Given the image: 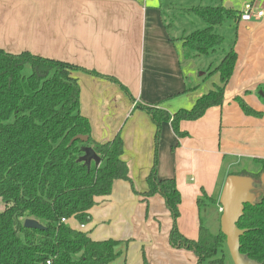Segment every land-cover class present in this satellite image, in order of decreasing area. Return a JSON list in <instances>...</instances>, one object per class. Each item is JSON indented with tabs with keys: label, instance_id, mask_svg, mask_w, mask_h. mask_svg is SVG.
<instances>
[{
	"label": "crops",
	"instance_id": "0c3cea01",
	"mask_svg": "<svg viewBox=\"0 0 264 264\" xmlns=\"http://www.w3.org/2000/svg\"><path fill=\"white\" fill-rule=\"evenodd\" d=\"M202 1L0 0V47L15 53L28 50L120 81L81 70L73 73L81 86V112L91 123L93 138L104 142L122 135L123 157L134 189L144 192L153 165L157 127L149 113L136 104L158 105L173 114L193 107L199 97L221 84L216 73L213 84L203 88L201 76L194 72L200 56L185 54L183 38L201 29L200 21L192 17L196 14L185 7L223 6L226 0H215L216 4ZM248 4L264 8V0H247L241 6ZM224 6L244 10L233 0ZM180 14L187 15L190 23L175 19ZM175 26L177 34L172 33ZM234 32L238 57L223 104L209 108L198 120L182 121L180 129L188 132L183 138L177 137L170 122L162 126L163 139L178 142L176 154L190 162L186 171L178 172L176 164L174 170L164 168L162 177H176L181 195L189 193L194 200L204 189L217 199L218 211L227 176L243 168L253 170L251 160L264 158V103L257 95L259 85L264 84V17L240 19ZM121 85L131 91L135 101ZM238 95L263 112L262 117L246 114L235 100ZM256 165L258 170L260 165ZM221 166L224 173H219ZM235 166L239 169L233 170ZM192 169L196 177L190 178L194 182L190 184L187 176ZM183 197L178 227L185 236L197 239L200 209L198 203V213L195 204L187 209ZM125 211L129 218L124 219ZM90 212L91 223L83 226L75 219L69 223L89 231L95 240H129L118 246L121 255L113 264H197L193 251L170 244L173 221L160 194L145 201L129 182L118 180L112 194L98 198Z\"/></svg>",
	"mask_w": 264,
	"mask_h": 264
},
{
	"label": "trees",
	"instance_id": "16d2710c",
	"mask_svg": "<svg viewBox=\"0 0 264 264\" xmlns=\"http://www.w3.org/2000/svg\"><path fill=\"white\" fill-rule=\"evenodd\" d=\"M185 10L206 24L183 38L185 49L195 56L219 51L226 37L216 31L217 27L229 19L238 23L243 12L224 5L191 6ZM237 57L233 45L210 71L220 74L221 84L199 97L190 109L171 114L158 105L136 104L149 113L157 127L147 190L139 192L134 189L123 157L122 135L118 133L104 142L93 138L91 123L81 112V86L73 73L81 70L121 84L120 81L28 50L15 53L0 47V197L5 203L0 212V264H113L121 255L118 246L129 240H95L89 231L73 228L69 220L75 219L83 226L91 223L90 211L97 199L109 197L118 180L129 182L145 201L156 194L164 198L173 221L169 241L174 248L193 251L197 264H224L225 252H230L221 229L213 233L201 220L197 239L180 231L181 191L176 177L158 176L157 155L163 123L170 122L177 137L183 138L188 132L180 129L182 121L198 120L209 108L223 104ZM121 86L135 101L128 88ZM235 100L246 114L262 117L263 112L253 109L242 96ZM77 135L88 136V142L73 140ZM87 146L96 151L99 163L93 160L88 166L82 160ZM254 162L260 165L258 170L243 168L231 174L255 180L256 201L246 204L238 226L247 229L241 237V252L264 264V158H255ZM202 192L197 200L199 209L207 202L217 204L216 198L204 189ZM26 219L39 221L45 229L25 227Z\"/></svg>",
	"mask_w": 264,
	"mask_h": 264
},
{
	"label": "rangeland",
	"instance_id": "374dc122",
	"mask_svg": "<svg viewBox=\"0 0 264 264\" xmlns=\"http://www.w3.org/2000/svg\"><path fill=\"white\" fill-rule=\"evenodd\" d=\"M233 1L236 4V7L238 9L243 10L245 8V6L244 7H243V5L241 6V3L246 2L247 0H233ZM228 2H232V0H226L224 5H227ZM249 2H251V0H249ZM209 3L216 4V1L215 0H203L202 1V4H209ZM220 4H222V3H220ZM192 17H195L197 21H200V23H201L200 28L201 29L206 26L205 22L198 15H193ZM175 19L185 20L186 24L190 23L189 17H187V15L182 16L180 14V15H177ZM216 31H218V33H220L226 37V42L223 44L221 49L219 51H217L216 53H213L209 56L199 55L200 57H198L196 59V64L198 65V68L196 67L194 72H195V74L199 75V77L201 76L203 88H205V86L209 85V83L214 82V75L216 73L213 72L210 74V71L213 70L220 63V61L222 60V58L226 54V52L229 51L230 48L233 47V45H234L235 23L233 22L232 19H229L224 25L218 26ZM172 33H174V34L179 33V31H177V26L174 27ZM185 54H186V56H189V54H190L189 58H194V57L196 58L198 56V55L195 56L194 52H192V51L189 52L187 49H185ZM209 68H211V69H209ZM30 71H31L30 68L27 69L28 74L30 73ZM205 72H206L205 75H201ZM261 88H264V84L259 85V87H258L259 93L257 95L261 99V101L264 103V94L261 93V91H262ZM162 133H163V131H161V137H160V140L158 143V155H157V157H158V176L161 178H164V177H162L163 176L162 170L164 168L167 169V171H170V168L172 167V170H174V168H175L174 165L176 164L178 172H180L181 169L183 171H186L187 168L188 169L190 168V162H189V160L182 158L180 155L176 154L175 149L177 147H179V145H178L179 143L175 142V141H171V140L166 141L165 139H163ZM155 146H156V143H155ZM154 157H155V153H154L152 162H154ZM251 161H252L253 166L250 168H252L253 170H256L255 169V168H257L256 162H254V160H251ZM241 166H243V165H241ZM237 168L238 167L235 166V167H233V170H238L239 168L238 169ZM215 169H216V167H215ZM221 170L224 173L225 168L222 166L219 167V173H221L220 172ZM213 171H214V169H213ZM191 177H194V178L196 177L195 173L193 172V169H192L191 173H189L187 176V181L190 184L194 183V182H190ZM221 179H222V176L220 177V180ZM212 181H213V177H212ZM183 189H186L185 186H183ZM180 190H181V188H180ZM183 196H185V199H186V202H185L186 208L189 209V207H190L189 205L191 203L195 204V208H196V211L198 213L199 212V210H198L199 206L197 207V200L199 197H202V195H199L197 200H194V198H191V195L189 193H186V192H185V194L182 192V199H184ZM4 208H5V203L2 200V198L0 197V212H2L4 210ZM144 212L146 214L148 213L147 207H145ZM123 213H124V219L129 218V215H127L125 217L126 211ZM200 213H201L200 214L201 220L203 221L204 225L211 232L218 233L221 229L220 220H221V214H222V212L218 211V207L213 203L207 202L206 205L202 206V208L200 209ZM186 220H188V219H186ZM225 253L227 256H226L224 264H234L230 254L227 251ZM212 264H220V263H212Z\"/></svg>",
	"mask_w": 264,
	"mask_h": 264
},
{
	"label": "water",
	"instance_id": "95a60500",
	"mask_svg": "<svg viewBox=\"0 0 264 264\" xmlns=\"http://www.w3.org/2000/svg\"><path fill=\"white\" fill-rule=\"evenodd\" d=\"M227 7V6H226ZM73 140L88 142L86 135H77ZM85 155L82 160L88 166L95 160L100 162V157L92 147L84 148ZM264 179V175H263ZM255 180L247 175L230 174L227 176L220 196L219 204L222 206L221 231L226 236L227 246L234 264H263L250 258L247 253L241 252V237L247 229H241L238 222L244 214L245 206L256 201L253 192ZM25 227L33 229H45L35 219H26Z\"/></svg>",
	"mask_w": 264,
	"mask_h": 264
},
{
	"label": "built area",
	"instance_id": "2783aa9c",
	"mask_svg": "<svg viewBox=\"0 0 264 264\" xmlns=\"http://www.w3.org/2000/svg\"><path fill=\"white\" fill-rule=\"evenodd\" d=\"M264 17V8H258L252 4L246 5L244 8L242 14H241V20L243 21H252V20H258ZM220 212H222L223 208L220 205ZM65 221V219H63Z\"/></svg>",
	"mask_w": 264,
	"mask_h": 264
}]
</instances>
